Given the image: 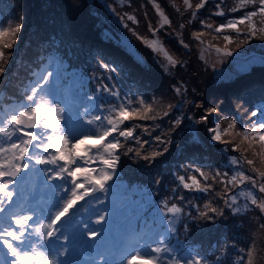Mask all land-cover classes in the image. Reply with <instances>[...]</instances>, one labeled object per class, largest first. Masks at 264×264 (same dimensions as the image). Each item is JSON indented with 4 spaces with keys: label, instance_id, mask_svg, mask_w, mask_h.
Returning <instances> with one entry per match:
<instances>
[{
    "label": "rangeland",
    "instance_id": "rangeland-1",
    "mask_svg": "<svg viewBox=\"0 0 264 264\" xmlns=\"http://www.w3.org/2000/svg\"><path fill=\"white\" fill-rule=\"evenodd\" d=\"M161 1L164 2V0H156V3L154 0L124 2L121 0H0V32L9 33L2 39L6 42L14 40L11 48H0L5 54L4 60H0V68L4 69L0 72V103L6 111L10 109L19 111L24 105L30 104L31 102L27 100V96L31 95L29 87L49 66L50 57L55 54L64 59L69 71L81 72L83 77L87 78L81 87L82 98H85L83 97L85 93L91 96L86 102L81 100L84 104L68 107L65 112L58 114V118L62 121L63 134L69 140V144L74 145L85 140L87 143L81 145V151L84 148L90 149L88 156L80 158L77 167L91 170L97 178L100 177L101 170L111 172L101 162V157L111 158L104 152V148L109 146V141L104 143L98 141L104 139L106 131H113L110 130L112 126L107 121L109 118L115 120L118 106L123 107L121 100L109 97L108 92L112 90L120 92L121 95L126 94L122 100L133 111H140L143 114L144 109L151 107L153 112L148 115L156 117L125 122L128 127L130 124L139 125L133 128L137 137L134 141V149L155 151L152 144L156 140L172 136L177 139L173 144L178 151L185 149L190 152L203 151L212 157L208 164L199 168L200 173H205L206 177L201 175L200 183L205 191L198 190V195L191 189L184 188L181 181L176 178L180 171H186L187 164L179 162L181 168H173L172 175L166 174V184L174 192V199L170 191L163 192L164 195L161 197L158 190L154 191L146 186L150 176L148 170L152 166L148 162L141 165L138 174L142 177L136 175L133 185L120 183L118 180L114 190L115 183L112 180L105 181L104 187L99 188L89 183L86 177L80 179L79 183L86 185L83 191L88 192L89 195L83 203L70 212L68 217L64 218L61 225L74 227L73 231L77 234L75 236L77 239L83 234L101 233L110 241L107 243V246L113 249L110 256L112 253L116 256L112 264H116L120 255L127 251L128 247L125 245L120 247L123 242L129 244L130 251L139 248L141 252L149 254V258L157 260L158 264H198L201 261L200 255L195 256V261H192V258L186 254L187 251L178 253L173 248L172 251L170 250L180 241H183L185 246H193V244L203 246L207 253L202 264H216L215 251L220 255V264H223L232 256L235 250L232 247L235 246L240 247L237 253L247 256L245 264H264V211L258 207L264 202V193L259 192V184L264 183V178L259 175L264 171V154H262L264 149L258 142L250 146L248 141L243 139V133H250L252 125L258 119L264 120V112L259 115L258 111L257 116L251 114L253 112L251 108L259 110L258 107H252L253 102H256V106L264 104V87L260 85L257 90L242 93L234 98L215 97L209 91H206V97L204 96L206 88L211 84H224L226 94L228 88L233 86L241 75L249 78L247 84L249 81L255 83L259 78V71L264 67H253L251 71L244 73L239 69L240 65L254 57L257 60L264 59V32L259 31L264 29V17L258 14L252 18V23L257 27L255 36L244 37L247 21L245 25H238L242 30L241 33L227 28L222 32L215 31L216 27L242 18L246 13L258 11L259 4L242 5L241 0H189L191 5L189 7L184 0H166L167 6L162 5ZM201 2L204 3V7L197 8ZM127 3L131 4L133 9L124 14L120 9ZM141 8L143 11H140ZM120 12L127 21L117 23V27L120 26L121 29L112 24L120 21ZM218 12L223 14H217ZM129 16L133 19L129 20ZM17 23L21 24L22 30L13 35ZM63 23H67L68 27L62 30ZM209 24L212 25L211 28L207 27ZM74 28L78 30H73ZM87 28L100 35L91 36L94 43L103 41L106 43V50L117 60L122 57L123 70L108 71L102 67L105 60L102 61L98 54L96 59L92 60L93 55L86 48L67 43V37H71L69 42L73 44L86 43L85 38L82 37L89 34L85 31ZM105 33H109L111 38H105ZM200 33L202 35H199ZM224 35L233 38L234 43L228 46V50L234 53L233 57L224 55ZM53 36L61 43L53 45L51 42ZM238 36L239 41H237ZM124 39L130 42L143 57V64L137 63L133 54L127 51L126 45L121 42ZM153 41H155V50L150 46ZM39 50L42 52L37 55ZM7 58H9L8 62ZM253 83H251L252 88ZM102 87L107 91L102 92ZM210 89L211 87L208 88ZM75 93L79 96L78 90H75ZM67 95L70 101H73L75 96L70 91ZM37 102L45 108L55 107L49 103L46 95H40ZM177 105L181 108H177ZM213 106L217 107L218 111L208 116V109ZM177 119L181 121L179 125L176 124ZM216 123H219L222 132L223 130L232 132L231 136L222 135V140L226 143L213 141L211 128ZM232 123L236 124V128H229ZM13 128L14 126L5 123L6 131L13 132ZM0 147L8 149L0 156V161L11 160L12 150L10 145H6L3 131H0ZM40 155L42 158L50 159L52 153H40ZM249 159L253 161L252 165L247 163ZM234 160L236 163H233ZM256 162L260 164H255ZM227 163L229 165H226ZM188 165L192 167V162ZM114 167H117V163ZM120 167L118 162V170ZM242 167H244L243 174ZM75 170L76 168H72V171ZM57 174L63 175V179L49 182ZM124 174V171L120 174L121 181H130V176ZM244 174L247 175L248 180L239 182L235 180L233 183L234 176H244ZM229 175L228 185L225 180ZM253 180L255 182L251 183ZM227 185L231 193L234 188L251 191L245 192L244 197L242 196L246 199V204L240 213L235 212L240 198L234 199L232 196L229 205L232 214L224 213L222 218L219 198L222 194L221 190ZM20 187L26 196L28 193L30 196L33 195L30 198L32 203L44 205L46 201L49 202L50 214H42L37 221L36 218L33 220V225L37 227L41 223L50 222L53 214L61 210L63 202L75 190L71 178L66 173H60L58 165L37 166L34 163L27 173L22 174ZM131 188L148 190L145 195L152 199L149 202L145 198H140L141 203L146 205L143 209L138 204L129 205L125 210V213L131 212L128 217L129 224L124 228L125 237H120L119 231L123 229L126 220L115 209L120 207L121 201L132 199L126 194ZM120 190H123L122 194L116 196L114 200L117 201L120 197L123 199H120L116 206H111L106 199L98 198L99 194L101 197L109 196ZM83 191L80 192L81 195ZM39 197L45 199L41 198V200ZM227 197L226 195V199ZM256 199L257 205L251 204ZM169 203H179L184 210L194 206L196 217L192 218L190 211L182 212L188 215L184 218L190 223L196 235L194 237L198 241L188 244L187 234L193 230L170 228L165 224L162 213L154 217V221L146 219V213L151 205L156 211L164 213ZM135 206L141 212H136L133 209ZM29 210L38 213V208ZM97 220H102V223H96ZM87 224L89 226L86 228ZM58 231L61 238L67 237L64 233H60V228ZM214 232H219L221 235L218 241L214 240ZM32 237L31 241L36 244V252L57 259L59 264H88V260L92 263L107 257L106 254H102L90 258H77L74 250L84 239L80 244L75 242L67 246L58 237L39 247V239ZM194 237L189 236L190 239ZM157 238H160L161 243H156ZM137 239L142 240V247L133 243ZM239 240L244 241L243 247L232 243H237ZM152 245L160 249L155 255L149 253ZM209 248H212L213 252H208ZM25 249L30 251V245L26 244ZM4 251L6 252L7 249Z\"/></svg>",
    "mask_w": 264,
    "mask_h": 264
},
{
    "label": "snow or ice",
    "instance_id": "snow-or-ice-1",
    "mask_svg": "<svg viewBox=\"0 0 264 264\" xmlns=\"http://www.w3.org/2000/svg\"><path fill=\"white\" fill-rule=\"evenodd\" d=\"M184 3L191 7L189 0H184ZM241 3L242 5L258 3L259 10H253L250 13H246L242 18L229 21L226 25L216 27V32H222L227 28L241 33L242 30L238 25H245L247 21L248 26L247 30L243 33L244 37L248 35H257V27L256 24L252 23V18L258 14L264 17V0H241ZM202 7H204L203 2L197 5V8ZM217 7H219V5H217ZM217 14L222 15L223 13L218 12ZM128 19L132 20L133 17L129 16ZM165 23H167V19H165ZM67 27V23L61 25L62 30ZM207 27L211 28L212 25L209 24ZM21 30V24L17 23L13 35L19 33ZM259 31L264 32V29H260ZM8 34V32H0V48L12 47L14 40L6 42L2 39ZM104 35L105 38H111L109 33H105ZM199 35H202V33ZM223 40L225 42L224 55L233 57L234 53L228 50V46L234 43L233 38L229 35H224ZM237 41H239V36L237 37ZM51 42L53 45L61 43L55 36H53ZM121 42L126 45L127 51L133 54L134 60H136L137 63L143 64V57L135 50L130 42L126 39ZM150 46L155 50V41H153ZM217 51H220V49H217ZM4 58L5 54L0 50V60H4ZM101 60L103 61V57H101ZM50 61L49 66L39 74L38 79L31 83L29 87L31 95L27 96V100L31 102L30 104L24 105L19 111L10 109L5 112L3 109H0V131H3L4 137L7 138V141L11 142L10 147L12 150L11 160L5 159L4 161H0V264H59L57 259L36 252V244L31 241V237L35 236L39 239V247L58 238L59 226L63 223L64 218L68 217L70 212L83 203L85 198L89 195L88 192L83 191L86 185L84 183H79L82 177H86L89 183H93L99 188L104 187L105 181L112 179V176L103 170H101L100 177L97 178L92 174L91 170L77 167L80 158L88 156L90 149L84 148L83 151H81V145L87 143L85 140H81L74 145L69 144V140L63 134L64 129L61 119L58 118V114L65 112L68 105L72 102L67 93L73 88H81L85 84L87 78L83 77L81 72L69 71L68 65L65 63L64 59L55 54L50 57ZM114 63L113 61H103L102 67L111 72L121 71V66H112ZM257 66L264 67V59L257 60L254 57L248 62L240 65L239 70L241 73H244L251 71L253 67ZM3 70V68H0V72ZM101 91L105 92L107 89L102 87ZM40 95H46L49 99V103L55 105V107L45 108L40 105L37 102V98ZM144 102L147 103V101ZM121 104L123 107L118 106V110L115 112L116 119L109 118L107 121V123L112 126L113 131H106L104 133V139L98 141V143L107 142L108 138L116 140V136L113 135V132L127 121L156 118L155 115H148L153 112L151 107L144 109V113L141 114L140 111H133L123 100H121ZM176 107L181 108L180 105ZM258 108L260 115L261 112H264V104L258 106ZM217 111L218 109L215 106L209 108L208 116H211ZM251 114L252 116H257L256 111H253ZM164 115H168V113H164ZM204 119L206 120L207 117ZM199 122L198 120L197 123ZM5 123H7L8 126H14L13 132H8L4 129ZM180 123L181 121L177 119L176 124L179 125ZM256 125H258V127ZM137 127H139L138 124H130L129 130L123 131L121 128L119 135L134 138L132 129ZM229 128H236V124H230ZM37 129L40 130L37 131ZM211 132L213 133V141L221 143H226V141L222 140V135H232V132L229 130H223L222 132L219 123H216L215 126L211 128ZM13 133H15V139L13 138ZM243 139L248 141L250 146L258 142L261 148L264 149V120L258 119L252 125L250 133H243ZM121 147V143H110L108 147L104 148V152L111 157L110 159L101 157V162L106 168H113L115 166L118 154L113 155V152ZM5 151H8V149L0 147V156H2ZM50 152L52 153L50 159L42 158L40 155V153L48 154ZM262 154H264V152H262ZM147 158L148 157H145V159ZM58 162H63V164H58ZM32 163L37 166L50 164L58 165L60 173H66L67 176L71 178V182L75 187L70 197L63 202L61 210L53 214V218L50 222L46 224L41 223L38 227L33 225L36 213L29 210L31 208H38V205L32 203L29 197L22 192L20 187L22 174L30 170ZM233 163H236V161L234 160ZM247 163L252 165L253 161L249 159ZM63 165H69L70 167H64ZM72 168H76V170L72 171ZM201 175L206 177L203 172H201ZM259 175L261 178H264V171L260 172ZM62 179L63 175L57 174L52 177L49 182L60 181ZM184 179V177L181 178V183H183ZM235 179L234 177L233 183ZM239 179L246 181L248 177L244 175L239 177ZM253 182H255V180L251 181V183ZM193 185H195L198 190L205 191V189L201 187V183L197 180L196 176L191 177V184L183 183L184 188H190ZM82 191L83 195L80 194ZM147 191L146 189L131 188L126 194L132 198L134 204H138L140 208L143 209L146 205L141 203L140 198H145L149 202L152 199L150 196L145 195ZM259 192L264 193V183L259 184ZM252 203L253 205H257V199L253 200ZM258 207L261 211H264V202L260 203ZM168 211L179 212L180 208H169ZM213 211H215V209H213ZM96 223H102V220H97ZM85 227L87 226L85 225ZM41 229H43V231ZM99 235L100 233L98 232L89 233L88 238L95 240ZM64 242H66V238H64ZM133 243L140 244L141 247L143 246L141 239H137ZM156 243H161L160 238H157ZM26 244L30 245V251L25 249ZM4 249H7V251L5 252ZM158 251H160V249L156 245H152L149 248V253L151 255H155ZM207 258L211 259L210 257ZM177 259H179V256H177ZM202 260L198 262V264H202ZM99 264H104L103 258H101ZM116 264H158V261L149 258V254L141 252L139 248H137L135 251H126L121 254ZM216 264H220L219 257H216Z\"/></svg>",
    "mask_w": 264,
    "mask_h": 264
},
{
    "label": "trees",
    "instance_id": "trees-1",
    "mask_svg": "<svg viewBox=\"0 0 264 264\" xmlns=\"http://www.w3.org/2000/svg\"><path fill=\"white\" fill-rule=\"evenodd\" d=\"M121 1H126V0H121ZM156 3V0H154ZM161 4L164 6H167V1L164 0V2L161 1ZM117 5V4H116ZM115 5V6H116ZM130 9H133L132 5L127 3L125 4L120 10L124 11L125 13H128L130 11ZM91 10H89L90 12ZM126 11V12H125ZM140 11H143V8H141ZM120 12V21H116V23H112L113 25H116L117 27V23L119 24V22H123L126 23L127 21L122 17V15H124ZM117 28L121 29L120 26H118ZM73 30H78V28H74ZM85 31H87L89 34H85L83 38H85V42L86 43H76L73 44L70 41L71 37H67V43L73 46H82L84 48H86L88 50V52H90L93 57L92 60L96 59V54L99 55V57H103V60L105 61H113L115 62L112 66H124L123 62L121 60L122 57H120L119 60H117L112 54H110L107 50H106V43H104L103 41H98L95 42L92 41L91 36H100L96 33H94L93 31L91 32V30L89 28L85 29ZM122 32V31H120ZM119 33V32H118ZM126 33V32H125ZM41 52V50L38 51L37 54H39ZM32 58V56L30 57ZM29 58V59H30ZM9 58H7V62H8ZM121 70H123V68L121 67ZM260 76L257 79V81L255 83H253L252 81H249L247 84V81L249 80V78L247 76L243 77H238L235 81V84L231 87L228 88L226 94L224 92V84L221 85H216V84H211L209 85L204 93V96L206 97V91H209L213 96L215 97H222V96H228L229 98H234L237 96H240V94H245L247 92H253L255 90H257V88L260 87V85H262L264 87V69L260 70ZM261 81V82H260ZM251 83H253V88L251 87ZM83 87V86H82ZM211 87L210 90H208V88ZM79 91V94L83 93V89L78 88L76 89ZM111 93V94H109ZM109 97H113L116 98V96L119 97L120 100L123 99V97L126 96V94L121 95L120 92H117L115 90L109 91L108 92ZM119 94V95H117ZM82 96V95H81ZM128 96V94H127ZM83 97H85L86 99L90 98L91 96L87 93H85L83 95ZM258 107L256 106V102H253V106L252 107ZM252 111H256L258 112L259 110H257L256 108H251ZM123 131H127L129 130V127L124 124L121 125L119 128L116 129L115 132H113V135L116 136V140H112L111 138H108V143H121L122 147L119 149L114 150V154H118V160H116L117 163V167H113V168H108L111 170L110 174L112 176V179H117L120 181V183H131V185H133L135 183V176L139 175L138 172L140 170V167L143 163L148 162L151 163L152 166L149 168L148 173L150 174L148 182L146 184V186L154 191H159L161 193V197L163 192L165 191H170V195L172 196V199L175 198L174 192H172L170 190V186L166 184V174L170 173L172 175V173L174 172L173 168H181L180 163L183 162V164H187V169L186 171H180V173L178 175H176L174 173V175H176V178L178 181H181V178L184 177L186 181H183V183H188L191 184V177L192 176H196L197 180L200 181L201 180V173L199 168L203 165H205L206 163L208 164V162L211 160V156L209 157V154L203 152V151H193L190 152L189 150L185 149L182 151H178L177 147L173 144L175 141H177V139H174L172 136L169 137H162L161 139L156 140L153 144L152 147L155 149V151H145L143 149L137 148L134 149V141L137 139L136 137V132L134 129L133 133H134V138L133 137H125L123 135H119L120 130ZM110 130H113V128H111ZM112 132V131H109ZM145 137L146 135L143 134ZM164 146V147H162ZM162 147V148H160ZM145 157H148L147 159H145ZM206 160V158H208ZM118 162H120V168L118 170ZM180 162V163H179ZM192 162V167H189L188 163ZM255 164H260L259 162H256ZM226 165H229V163H227ZM243 169L244 167H242L241 172L243 174ZM250 167L247 168V170H249ZM124 171V176H130V181H121V177L120 174ZM105 172V171H104ZM245 175V174H244ZM142 177V175H139ZM233 177V175H231ZM231 177V178H232ZM237 182L242 181L239 179V177H241V175L239 176H234ZM233 177V178H234ZM227 180H225L226 184L229 185L230 181V175L227 176ZM231 180V179H230ZM183 183L182 186H183ZM227 185V187L223 188L221 197L219 198V210L222 214V218H223V214L224 213H229L230 215L232 214L231 210H230V203L232 200L231 197L233 196L234 199H239V205L237 207V210H235L236 213H240L243 210V207L246 204V199H243L245 192H250V189H237L234 188L232 189V193L229 192V186ZM186 189H191L193 191V193H195L196 195L199 194L198 189L196 188L195 185H193L190 188H186ZM166 193V192H165ZM226 195L228 196L226 199ZM243 196V197H242ZM252 204V202H251ZM161 207V206H159ZM169 208H180L179 212H169L168 209ZM134 210H136V212H139L140 210L135 206L133 207ZM246 209V207H245ZM125 209L119 210L117 211L118 213L122 214V218L125 219V217L129 216L131 214L130 213H124ZM150 211H153L155 213H158V211L155 210V208L150 209ZM182 211H190L191 212V216L192 218L196 217L195 214V208L194 206L191 207V209L187 208V209H183V207L179 204V203H169L167 204L166 207V212H164V214L168 217L164 216V221L168 224V226L170 228H181V229H191V225L188 221L185 220L184 217L188 216L187 214L183 213ZM178 230V229H177ZM231 232V229H230ZM232 235V232H231ZM187 236H196L194 230L192 232H188ZM220 233L219 232H214V237H215V241H218V238L220 237ZM233 238V235H232ZM97 239H100V243H101V247L98 248V250L96 251L97 253H101L103 251H105L107 249L106 245L108 242H110L106 237H100L98 236ZM182 243V242H179ZM234 245H244V241L243 240H239L237 243L232 242ZM176 245V243H175ZM235 248V250L233 251L234 253L232 254V256L229 258V260H226L223 262V264H245L246 263V258L247 256L241 253H237L238 250L240 249L239 246H235L232 247ZM192 250L194 252H201V250H204L203 246H201L200 244H195L192 247ZM176 251H181V248H178V250Z\"/></svg>",
    "mask_w": 264,
    "mask_h": 264
},
{
    "label": "clouds",
    "instance_id": "clouds-1",
    "mask_svg": "<svg viewBox=\"0 0 264 264\" xmlns=\"http://www.w3.org/2000/svg\"><path fill=\"white\" fill-rule=\"evenodd\" d=\"M42 52V51H41ZM40 52V53H41ZM37 55H39V54H37ZM76 89H78V88H73V89H71L70 90V92H71V94H73V96H75V97H73V101H76V102H71L70 104H69V106L70 107H72V106H75V105H77V101L79 100V98L80 97H82L81 95L82 94H79V96L75 93V90ZM77 96V97H76ZM115 99H118V100H120L119 98H115ZM86 98H84V102H86ZM84 104V103H83ZM0 109H3L5 112H7L6 111V109L3 107V105H2V103H0ZM70 110V109H69ZM13 138L15 139V133H13ZM41 198H43V199H45L44 197H41ZM49 203V202H48ZM49 206V205H48ZM151 220L152 221H154V217L153 218H151ZM162 220L160 219V222H161ZM165 222V221H164ZM165 224L168 226V224L165 222ZM196 241H198L197 240V238L196 237H194V238H192V239H190L189 238V236H188V238H187V243L188 244H190V243H194V242H196ZM180 242H183V241H180ZM126 246L128 247V249H129V244H126ZM181 246H184L183 248H181V251H187L186 252V254L187 255H190L192 252H194L193 250H192V247L194 246H185V245H183V243H179V242H176V245H173L171 248H170V250L172 251V248H173V250H178V248H180ZM130 250V249H129ZM210 252H213L212 250L210 251ZM218 255V257L220 256L219 254H218V252L217 251H215L214 252V258H216V256ZM201 260H202V258H201Z\"/></svg>",
    "mask_w": 264,
    "mask_h": 264
}]
</instances>
